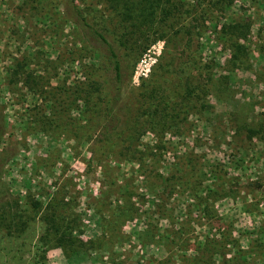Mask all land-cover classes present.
<instances>
[{"label":"rangeland","instance_id":"374dc122","mask_svg":"<svg viewBox=\"0 0 264 264\" xmlns=\"http://www.w3.org/2000/svg\"><path fill=\"white\" fill-rule=\"evenodd\" d=\"M161 1L183 17L138 48L122 2L0 0V264H264V0ZM90 27L124 64L113 152Z\"/></svg>","mask_w":264,"mask_h":264},{"label":"trees","instance_id":"16d2710c","mask_svg":"<svg viewBox=\"0 0 264 264\" xmlns=\"http://www.w3.org/2000/svg\"><path fill=\"white\" fill-rule=\"evenodd\" d=\"M116 3L122 2L125 6L122 9L121 12H118L121 14L122 19L130 20L132 21L131 26H130V31L128 32V29H125V31L122 33V38H125L124 40L127 42L129 41V38L131 37H136L134 43L137 46V37L135 35L136 29L135 27V22L138 24L141 23L139 29L141 32L143 30V35H145L147 32L152 31L153 33L157 34L156 32L158 31L161 33V30L158 28L161 26V23L170 17V15H173L171 17L173 18H180L183 17V14L178 10L175 14H172L166 6H162L161 10L158 12V7L152 6L155 4L156 1L158 0H114ZM141 2H145L144 5H139ZM163 0L161 1V3ZM160 3V5H161ZM131 5V6H129ZM150 8H152L150 10ZM74 9L77 13V16L83 21H86V18L82 14L81 10L75 5ZM205 10L203 8V5L200 0L195 1L192 4H189L188 7L186 8V13L188 15H191L190 17L195 18V14L199 13L202 14L203 11ZM158 13V15H156ZM119 16V15H118ZM157 16V20H156ZM135 21V22H134ZM146 23L147 26L144 27V23ZM156 22V27L155 29H152V25L150 24H155ZM185 26V25H184ZM162 27V26H161ZM190 27V26H189ZM92 30V35L91 39L95 42V46H91L94 56H101L103 57L104 64L106 66L105 71L107 72V79H108V86L111 88V92L103 94L100 97V100L97 103L93 104V107L95 110H97V123L100 122L103 136L100 140V145L99 149L102 151H110L113 152L115 149V143L112 142V138H108L109 135H111V132H114L115 129L118 127L122 126V120L120 119V114L117 109L121 96H122V83H123V76H124V64L122 62L121 56L118 53V50L113 46V44L106 38L105 33L102 30H96L95 28L90 27ZM163 33L165 30H162ZM186 34L189 35L191 33V28L186 29ZM125 33V34H124ZM148 34V35H149ZM124 35V37H123ZM161 37L162 33H161ZM191 39V38H189ZM138 47V46H137ZM130 49H134L131 47V44L129 45ZM139 48V47H138ZM183 105L186 103V99L182 100ZM88 106V105H87ZM172 104L169 106V110H166V108H163L160 110V113L164 114L163 117L167 116V113L171 114V119H173V115L177 112L178 109H180V106L178 104H174L173 107H171ZM182 106V105H181ZM90 107V106H89ZM156 110V109H155ZM92 119H93V114L91 116H88L86 119V123L82 124L80 121L77 122V127L81 130L83 127H87L88 129L94 127V124H92ZM138 117L136 118V120ZM163 128L165 125H162ZM115 134V132H114ZM1 137V133H0ZM139 144H135L134 142L130 144V151L131 150H137L139 149ZM147 152V151H146ZM149 154V152H147ZM2 162V161H1ZM35 205H38L37 203ZM124 209V210H123ZM127 204H125V207L119 208L117 206L115 213L119 215V213H125L127 210ZM123 211V212H122ZM9 212H8V219H9ZM24 229V228H22ZM58 231V227L53 229V232L51 234L56 235ZM223 243V242H222ZM214 246V244H213Z\"/></svg>","mask_w":264,"mask_h":264}]
</instances>
